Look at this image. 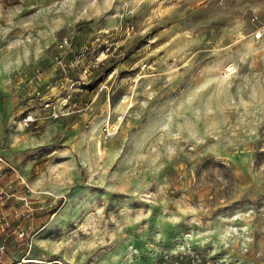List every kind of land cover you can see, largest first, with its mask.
<instances>
[{
	"label": "rangeland",
	"instance_id": "rangeland-1",
	"mask_svg": "<svg viewBox=\"0 0 264 264\" xmlns=\"http://www.w3.org/2000/svg\"><path fill=\"white\" fill-rule=\"evenodd\" d=\"M0 156L27 264H264V0H0Z\"/></svg>",
	"mask_w": 264,
	"mask_h": 264
},
{
	"label": "built area",
	"instance_id": "built-area-1",
	"mask_svg": "<svg viewBox=\"0 0 264 264\" xmlns=\"http://www.w3.org/2000/svg\"><path fill=\"white\" fill-rule=\"evenodd\" d=\"M262 33L263 27H258L253 34L257 38ZM57 44L65 47L69 41L65 37L58 40ZM234 71V65L229 63L223 67L222 74L229 75ZM57 103L52 100L43 103V109L50 117L55 118L70 112V105L65 102ZM62 106L66 107L64 113L61 111ZM31 119L30 115L24 118L26 123ZM120 119L121 116L118 117ZM120 121L111 127L117 129ZM42 195L53 197L54 203L62 197V194L55 195L51 191L33 188L17 169L0 156V264H27L36 261H32L29 253L33 246V237L38 231L34 227V212L45 201ZM45 263L64 264L57 260Z\"/></svg>",
	"mask_w": 264,
	"mask_h": 264
},
{
	"label": "crops",
	"instance_id": "crops-1",
	"mask_svg": "<svg viewBox=\"0 0 264 264\" xmlns=\"http://www.w3.org/2000/svg\"><path fill=\"white\" fill-rule=\"evenodd\" d=\"M35 229H38V231H39V227H37V228H35Z\"/></svg>",
	"mask_w": 264,
	"mask_h": 264
}]
</instances>
